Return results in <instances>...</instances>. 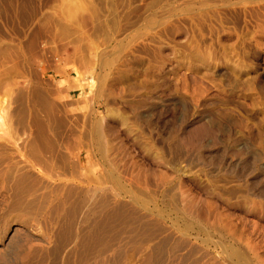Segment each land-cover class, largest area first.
Segmentation results:
<instances>
[{"label":"rangeland","instance_id":"1","mask_svg":"<svg viewBox=\"0 0 264 264\" xmlns=\"http://www.w3.org/2000/svg\"><path fill=\"white\" fill-rule=\"evenodd\" d=\"M64 1L0 0V75L57 78L53 125L85 135L66 144L89 173L206 227L229 264H264V0H75L69 19ZM45 40L64 62L36 82Z\"/></svg>","mask_w":264,"mask_h":264},{"label":"bare ground","instance_id":"2","mask_svg":"<svg viewBox=\"0 0 264 264\" xmlns=\"http://www.w3.org/2000/svg\"><path fill=\"white\" fill-rule=\"evenodd\" d=\"M74 1L62 5L66 19ZM29 58L42 65L32 77L36 82L57 68L53 61L64 62L49 51L47 40ZM2 76L0 264H229L233 255L243 259L236 249L229 253L215 246L206 227L183 225L178 209L168 212L155 208L156 200L132 195L122 199L128 188L120 187L108 168L89 173L91 154L89 158L83 149L72 151L66 144L85 135L67 134L53 125L55 113L66 118L57 123L69 121L57 78L43 90L27 75L23 87ZM92 123L90 131L99 134L101 123ZM198 132L188 130L186 140L194 143Z\"/></svg>","mask_w":264,"mask_h":264}]
</instances>
